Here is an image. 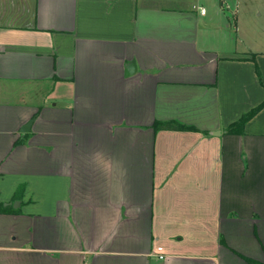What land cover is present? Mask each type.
I'll return each mask as SVG.
<instances>
[{
  "label": "crops",
  "instance_id": "0c3cea01",
  "mask_svg": "<svg viewBox=\"0 0 264 264\" xmlns=\"http://www.w3.org/2000/svg\"><path fill=\"white\" fill-rule=\"evenodd\" d=\"M229 1L0 0V264H264V107L227 132L264 41L226 51Z\"/></svg>",
  "mask_w": 264,
  "mask_h": 264
},
{
  "label": "rangeland",
  "instance_id": "374dc122",
  "mask_svg": "<svg viewBox=\"0 0 264 264\" xmlns=\"http://www.w3.org/2000/svg\"><path fill=\"white\" fill-rule=\"evenodd\" d=\"M230 0L229 2H232ZM238 8L234 9L230 8L227 12H224V17H228L229 15L231 20H228L229 23L232 19L235 20L237 17L239 19V32L236 31L235 24L231 22L228 30L230 32L229 35H233V40L230 41V45L226 46V51H231L234 53L235 50V41L241 37V39L245 42L255 43L256 41H264V0H237ZM233 7V5H231ZM235 22V21H234ZM240 33V34H239ZM260 43V42H259ZM221 49H224V46H220Z\"/></svg>",
  "mask_w": 264,
  "mask_h": 264
},
{
  "label": "trees",
  "instance_id": "16d2710c",
  "mask_svg": "<svg viewBox=\"0 0 264 264\" xmlns=\"http://www.w3.org/2000/svg\"><path fill=\"white\" fill-rule=\"evenodd\" d=\"M263 107H264V100L261 103H259L257 106H255L253 109L247 111L246 113H243L238 120L234 121L231 125H229L227 127V132L242 133L245 122ZM154 129L156 131L159 129L195 130V127L191 125H185L177 121H167V122L155 121ZM20 197H21V188H19L14 195V198H20ZM10 209H12L11 206H3V204L0 202V213L7 212ZM13 212H19V209H14ZM247 261L249 264H263L259 261L250 258H247Z\"/></svg>",
  "mask_w": 264,
  "mask_h": 264
},
{
  "label": "water",
  "instance_id": "95a60500",
  "mask_svg": "<svg viewBox=\"0 0 264 264\" xmlns=\"http://www.w3.org/2000/svg\"><path fill=\"white\" fill-rule=\"evenodd\" d=\"M134 65H135L134 62L132 61V62L130 63V65L128 66V67L130 68V69L128 68V69L130 70V72H132L131 70L134 69Z\"/></svg>",
  "mask_w": 264,
  "mask_h": 264
},
{
  "label": "built area",
  "instance_id": "2783aa9c",
  "mask_svg": "<svg viewBox=\"0 0 264 264\" xmlns=\"http://www.w3.org/2000/svg\"><path fill=\"white\" fill-rule=\"evenodd\" d=\"M201 12H205V10L202 8V9H201Z\"/></svg>",
  "mask_w": 264,
  "mask_h": 264
}]
</instances>
